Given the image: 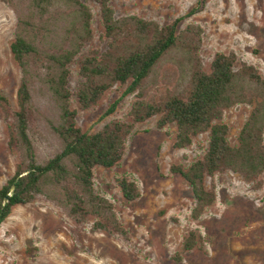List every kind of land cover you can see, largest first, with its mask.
Masks as SVG:
<instances>
[{"label": "trees", "instance_id": "obj_1", "mask_svg": "<svg viewBox=\"0 0 264 264\" xmlns=\"http://www.w3.org/2000/svg\"><path fill=\"white\" fill-rule=\"evenodd\" d=\"M99 5L104 50L91 49L78 60L80 81L69 89L70 65L93 38L92 11L83 0H6L16 14L9 48L21 77L16 108L0 93V109L7 120V146L19 157L14 173L0 187V224L13 207L43 196L80 223L94 218L93 229L126 235L113 204L97 193L94 169L112 168L122 159L128 137L136 124L158 116L157 127H176L175 148L189 145L196 135L208 132L204 154L187 166L169 170L190 187L194 199L191 217L198 219L215 200L208 179L233 172L256 186L264 174V75L252 64L238 61L234 52H216L204 69L199 56L202 29L184 18L201 9V1L187 14L159 24L134 14L116 16L110 0ZM178 54L184 84L167 89L158 100L141 94L146 78L166 57ZM41 84L54 99L58 120L49 128L59 142L51 156L39 160L32 135L35 108L32 89ZM115 85H126L123 95L137 92L128 112L129 121L111 119L94 132L83 131L70 107L75 96L80 109L94 106ZM116 100L108 109L111 114ZM236 104L251 110L232 145L227 139L224 111ZM122 197L134 201L139 190L127 177L116 180ZM190 230L182 249L189 252L203 244Z\"/></svg>", "mask_w": 264, "mask_h": 264}, {"label": "rangeland", "instance_id": "obj_2", "mask_svg": "<svg viewBox=\"0 0 264 264\" xmlns=\"http://www.w3.org/2000/svg\"><path fill=\"white\" fill-rule=\"evenodd\" d=\"M92 11L93 38L70 65L69 89L75 92L80 76L78 60L89 50H104L107 40L99 5L83 0ZM201 9L184 18L179 28L199 25L202 41L199 56L208 69L216 52H234L238 61L255 66L264 75V0H200ZM197 0H110L116 16L134 14L165 24L187 14ZM16 14L0 0V93L16 108L21 77L11 52ZM178 54L156 65L143 83L141 94L158 101L167 89L184 84V70ZM126 85L108 89L92 107L82 110L75 96L70 107L76 123L86 132L98 130L111 119L129 121L128 112L137 92L123 95ZM119 99L115 110L107 114ZM35 108L32 135L39 160L51 156L59 142L49 125L58 120L54 99L41 84L32 89ZM251 110L236 104L224 111L227 139L237 135ZM154 116L136 124L128 137L121 161L112 168L94 169L97 193L107 198L126 230V235L93 229L94 218L77 223L54 202L43 196L13 207L0 224V264H264V174L256 186L240 174L224 172L208 179L215 200L198 218L191 217L194 199L188 184L170 172L173 164L187 166L207 149L208 132L192 138L183 148L173 146L176 127H157ZM19 157L7 146V120L0 109V187L12 176ZM135 182L139 197L126 201L117 178ZM193 230L203 244L189 252L182 249L187 233Z\"/></svg>", "mask_w": 264, "mask_h": 264}]
</instances>
